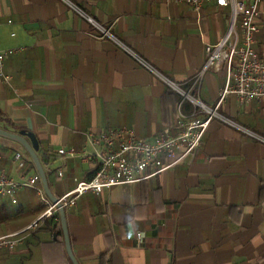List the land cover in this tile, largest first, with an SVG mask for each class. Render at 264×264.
<instances>
[{
	"label": "crops",
	"instance_id": "crops-1",
	"mask_svg": "<svg viewBox=\"0 0 264 264\" xmlns=\"http://www.w3.org/2000/svg\"><path fill=\"white\" fill-rule=\"evenodd\" d=\"M260 10L264 58V0ZM228 25L229 9L215 3L197 14L168 0H0V50L20 48L0 64V129L35 135L49 190L61 198L97 170L58 154L83 150L88 132L128 128L153 141L174 126L176 95L189 101L176 88L216 106L225 72L206 70L205 47ZM218 113L226 121H211L194 156L152 179L87 193L65 211L79 264H101L104 255V264H264V99L231 95ZM0 170L15 181L38 173L24 146L3 136ZM16 200L0 197V238L47 208L31 188ZM47 220L49 230L43 221L14 248H0V264H65L66 244H53L57 224L65 243L60 214Z\"/></svg>",
	"mask_w": 264,
	"mask_h": 264
},
{
	"label": "built area",
	"instance_id": "built-area-1",
	"mask_svg": "<svg viewBox=\"0 0 264 264\" xmlns=\"http://www.w3.org/2000/svg\"><path fill=\"white\" fill-rule=\"evenodd\" d=\"M168 1L189 6L197 14L202 12L206 4L212 3L220 9H229L227 31L217 44H207L205 47L208 57L206 70L225 72L226 83L216 106L209 108L189 93L176 88L184 99H188L193 105V111L186 115L182 111L181 103L174 126L166 128L153 141L141 138L134 130L128 128L100 133L88 132L83 150L62 148L58 154L64 161L73 158L82 162L94 161L98 164L97 170L89 180L76 179L75 188L58 198L56 203L52 202L44 188L39 186V173L23 176L21 181H15L5 171L0 170V197L10 199L16 204V193L31 188L36 190L47 207L42 216L23 232L0 238V248H14L20 242L17 238L21 234L39 228L46 219L59 221L60 207L65 211L75 207L78 198L87 193L99 195L105 189L152 179L194 156L203 144L211 121L215 118L226 121L218 110L229 96H236L241 103L264 99V58H260L256 49L257 37L261 31V0ZM18 51L20 48L0 50V64ZM13 160L20 170L26 168V161L21 153L15 154ZM58 175L60 178L64 177L63 168H59ZM136 237L137 243L142 245L144 234L138 233Z\"/></svg>",
	"mask_w": 264,
	"mask_h": 264
},
{
	"label": "water",
	"instance_id": "water-1",
	"mask_svg": "<svg viewBox=\"0 0 264 264\" xmlns=\"http://www.w3.org/2000/svg\"><path fill=\"white\" fill-rule=\"evenodd\" d=\"M0 136L10 138L12 140H16L24 146V148L26 149L28 154L31 156V158H32V160L36 166V169H37V171L41 177V180H42L43 185H44V189H45L48 197L51 199L52 202L56 203L58 201V198L53 196L49 190L45 171H44L42 164L40 162V159L37 155V151L39 150V144H38V140L35 137V135L32 133H26V132H20L19 134H14V133L7 132L3 129H0ZM60 217H61V223H62V229H63V233H64V238H65L67 253H68L70 259L72 260L73 264H79L77 262L75 256H74L73 252H72L70 236H69V232H68V228H67V222H66V214H65V210L62 207H60Z\"/></svg>",
	"mask_w": 264,
	"mask_h": 264
},
{
	"label": "trees",
	"instance_id": "trees-1",
	"mask_svg": "<svg viewBox=\"0 0 264 264\" xmlns=\"http://www.w3.org/2000/svg\"><path fill=\"white\" fill-rule=\"evenodd\" d=\"M177 101L182 102V108L185 112H192L193 111V105L189 101H183L182 98L179 95H176ZM45 228L46 230H49L50 227L52 226V222L50 220H45ZM43 229V228H41ZM54 229H58V238L53 242V244H61L62 247L65 249V243L63 240V235H62V230L60 227V224H57L54 226ZM105 255L102 257L101 264H104L105 260ZM65 264H73L72 260L69 258L68 254L65 252Z\"/></svg>",
	"mask_w": 264,
	"mask_h": 264
}]
</instances>
